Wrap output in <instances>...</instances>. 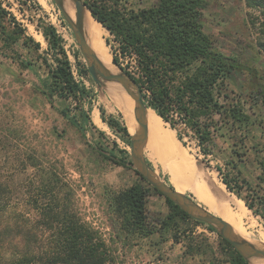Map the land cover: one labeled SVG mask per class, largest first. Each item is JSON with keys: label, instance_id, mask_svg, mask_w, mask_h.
<instances>
[{"label": "trees", "instance_id": "16d2710c", "mask_svg": "<svg viewBox=\"0 0 264 264\" xmlns=\"http://www.w3.org/2000/svg\"><path fill=\"white\" fill-rule=\"evenodd\" d=\"M82 1L110 36L107 39L106 34L104 43L111 60L137 82L148 109L169 125L184 147L194 146L209 166L213 161L222 162L215 167L222 182L254 210L249 198L241 194L244 186L236 184L245 180L240 165L248 162L249 141L257 138L258 127L264 129L263 120L256 116L257 109H264V88L238 94L229 87L233 75L243 72V65L238 58L217 50L206 32L208 0H156L144 8L136 0ZM246 5L259 12L251 23L261 28L258 46L264 52V0H246ZM41 34L49 45L47 56L39 54L41 44L0 4V55L22 70L44 67L46 77L36 92L85 137L91 120L84 105L91 92L75 79L57 28L45 26ZM132 57L137 76L123 64ZM82 73L92 79L85 65ZM57 101L63 108H56ZM100 111L102 121L130 146L124 121L107 117L103 108ZM35 138L19 126L0 122V264H123L119 252H130L155 234L171 236L179 243L182 233L206 225L153 188L133 168L129 152L114 142L111 151L103 146L92 149L106 161L131 167L137 179L125 189H105L106 215L112 229L105 238L83 218L79 187L62 161ZM244 183L264 211V195L247 180ZM154 193L166 200L169 212L163 218L149 216L147 203ZM219 246L222 263L250 264L222 236ZM195 249L191 241L188 253L200 252Z\"/></svg>", "mask_w": 264, "mask_h": 264}, {"label": "rangeland", "instance_id": "374dc122", "mask_svg": "<svg viewBox=\"0 0 264 264\" xmlns=\"http://www.w3.org/2000/svg\"><path fill=\"white\" fill-rule=\"evenodd\" d=\"M155 2L156 0H136L137 5L143 8L150 7ZM208 3V8L204 13L205 30L212 37L215 48L228 56L238 58V61L243 65V72L233 75L229 87L238 94L264 88V52L258 46L259 35L262 34V31L259 26L254 27L251 23L254 16L259 15V12L248 9L246 0H208ZM0 4L17 17L18 21L26 28L28 36L33 37L36 42L41 44L39 54L43 56H47L49 45L41 34L42 28L48 25L57 28L63 38L73 68L77 72L76 79L91 92L90 101L85 102L84 105L91 123H88L87 135L83 137L75 127L52 109L43 95L36 92L35 89L42 85L46 77L44 67L38 65L31 70H22L17 64L1 55L0 122L6 126H19L26 134L36 137L37 143L45 145L52 154L62 161L69 177L79 187L78 205L83 218L100 230L105 238H109L112 229L106 215L104 191L107 188L121 190L130 187L136 181L137 175L131 167H121L104 160L92 147L103 146L107 151H111L114 142H116L119 148L126 150L130 155L131 145L129 146L102 121L100 109H105L107 117L121 118L126 127L129 117L127 114H123L121 108L112 101L103 88H99L92 79L82 73L84 65L87 67L86 58L83 57L72 29L54 0H0ZM106 34L108 39L109 34L103 30L102 40ZM106 52L109 53L108 50ZM110 52L112 54L111 48ZM37 56L38 54H35V57ZM123 64L126 68L134 66V62H131L129 58L123 60ZM113 67L115 68L114 65ZM132 67L131 70H133ZM105 88L112 92L108 86ZM112 94L115 93L112 92ZM55 106L59 109L63 108V103L57 101ZM74 106L75 104L72 105V109ZM256 116H259V120L264 122V109H257ZM163 126L165 130L170 131L168 124L163 123ZM128 131L132 134L129 128ZM100 132H104L105 135H100ZM135 133L136 130L132 135ZM256 134L257 138L248 143L251 149L248 162L241 164L240 169L243 172V178L249 182V186L264 195V165L262 166L264 164V129L258 127ZM173 138L177 139V135ZM174 139L173 143L177 144ZM177 145L179 146H177L175 158L171 159L170 155L163 156V162L153 157L150 149L146 146V157L152 164L151 167L167 183L177 187L180 186L186 175L192 176L197 171L200 173L198 177L203 180V183L210 181L214 186L224 187L225 191L240 201L244 208L245 218L241 228L238 229L243 230L242 232L251 236L254 241H259L260 237L264 236V211L253 200V193L247 188L245 180H240L236 186H244L241 188V194L243 197L249 198L248 202L253 205L254 210H250L246 203L231 193L222 182L219 172L215 169L217 164L222 162L213 161L211 166L204 162L198 166L197 158L203 160V157L197 154V149L194 146L184 148L179 140ZM186 194L197 201L193 192L187 191ZM152 195L157 196L158 200L149 197L147 203L149 216L152 219L163 218L164 216L160 213L153 212L161 211L163 206L168 208L166 200L156 193ZM200 204L206 209L209 208L206 204ZM203 228L204 225L191 227L186 234L182 233L181 236H191L194 231L203 230ZM208 228L210 229L209 226ZM210 230L218 234L217 240L220 245L219 233L215 229ZM118 254L123 264H169L165 262L168 259V256H165L166 253L152 255L148 251L146 241H142L130 252H119ZM213 259L215 262L219 261L218 257H213Z\"/></svg>", "mask_w": 264, "mask_h": 264}, {"label": "water", "instance_id": "95a60500", "mask_svg": "<svg viewBox=\"0 0 264 264\" xmlns=\"http://www.w3.org/2000/svg\"><path fill=\"white\" fill-rule=\"evenodd\" d=\"M55 4L61 11L66 22L72 29L74 36L79 45L83 57L86 58V65L93 81L99 88H103L106 83H118L126 90L128 95L135 102V118L138 124V129L134 135L131 136V163L133 168L143 176V178L159 193L177 206L183 209L193 220L212 226L220 236L227 240L234 249L239 252L251 264V259L259 258L264 260V246L263 248L256 247L251 242L239 237L234 231L233 227L220 218L208 211L203 206L199 205L191 196L177 191L173 185H170L163 179L148 163L146 157V145L148 141L147 128V114L148 107L145 104L143 93L140 86L135 80L128 76L122 68H120L113 58V64L118 68V74H108L101 62L98 67L95 64L97 57L93 51L86 49V42L80 29V21L85 9H88L82 0H71L76 9L77 22H74L69 16L68 12L63 6V0H54ZM89 10V9H88ZM90 11V10H89ZM91 13V12H90ZM94 18V17H93ZM95 19V18H94ZM96 20V19H95ZM97 21V20H96ZM100 23L99 21H97ZM101 24V23H100ZM88 50V51H87ZM87 54V56H86ZM84 58V59H85ZM185 148V147H184ZM204 163L203 160L197 158V165Z\"/></svg>", "mask_w": 264, "mask_h": 264}, {"label": "bare ground", "instance_id": "6f19581e", "mask_svg": "<svg viewBox=\"0 0 264 264\" xmlns=\"http://www.w3.org/2000/svg\"><path fill=\"white\" fill-rule=\"evenodd\" d=\"M62 3L65 10L72 18V20L74 22H77L76 9L73 3L71 2V0H63ZM80 29L82 31L83 37L86 42V49L88 48V50L90 49L91 51H93L97 57V61H95V64L98 67H100L98 63L101 62L103 68L108 74H118L119 70L113 64L110 54L106 52V50L108 49L106 45L104 46V41H103L104 39L102 40V31L105 29L102 27L100 23L95 21V19L92 17L88 9L84 10V13L80 21ZM113 65L117 69L116 71ZM105 86H108L110 90L115 94L113 95L112 92L108 91V89L105 88ZM105 86H103V89L111 97L112 101L119 108H121L124 115L125 114L128 115L129 118L126 124L129 130L131 131V133L133 134L134 130L137 131L138 129V124L135 118L134 100L128 95V93L122 87V85L118 83H106ZM147 128H148V141L146 146L150 149V152L153 155V157L157 158V160H160L162 162H163L162 159L163 156L168 157V155H170V158L174 159L176 150L178 149L177 146H179L177 145L178 140L173 138L175 136V133H173V131L171 130H170L171 132L165 130L162 120L153 111L149 109L147 114ZM173 139L177 142V144L173 143L174 142ZM194 182L196 183V181ZM181 188L180 191H183ZM194 190L198 193L196 189ZM216 191L217 192L214 194L213 198H211L212 210L215 213L219 214L223 218V220H226V222L232 225V227L235 226L233 227V229L239 237L251 242L256 247L262 248L264 246V242H262L261 240L264 241V236L260 237L259 241H254L251 236L243 233L242 232L243 230L240 231L238 229L241 228L240 226L243 224L245 218L244 210H243L244 208L240 204V201L236 200L234 196L228 194L223 187H219V189ZM251 264H264V260L259 258H253L251 259Z\"/></svg>", "mask_w": 264, "mask_h": 264}, {"label": "crops", "instance_id": "0c3cea01", "mask_svg": "<svg viewBox=\"0 0 264 264\" xmlns=\"http://www.w3.org/2000/svg\"><path fill=\"white\" fill-rule=\"evenodd\" d=\"M198 175H200L198 171L192 176L186 175L185 176L186 179L185 178L183 179V181L180 183V186L177 187L174 184L172 185L177 191L183 194H186L187 191L193 192L199 203L195 199L194 200L199 205H201L200 203L206 204L209 207L208 208L209 210L207 209L208 211L222 218L219 214L215 213L211 208V200H212L211 198H213L214 194L217 192L216 190H218L219 187L221 186H216V185L214 186L210 181H206L207 183H203L202 182L203 180H201L198 177ZM194 181H196V183ZM180 188L183 191H180ZM194 189H196L200 194H198ZM150 199L158 200L157 196H153V195H151ZM161 208H162L161 211L156 210L153 213H160L164 217L167 216L169 212L168 208L165 206ZM191 240L196 247L195 250L199 249L200 252H197L195 254L188 253V245ZM145 241L148 246V251L152 255L156 253H158V255H161L162 253H166L165 256H168V259L165 262H168L169 264H227V263H222L221 261L215 262L212 255L214 252H216L215 256L218 257L219 260L222 258V256L218 252L220 246L217 237L209 236L202 230L194 231L191 236L182 237L179 243L174 242L171 236L162 237L160 234H155L154 236H152L151 239Z\"/></svg>", "mask_w": 264, "mask_h": 264}, {"label": "built area", "instance_id": "2783aa9c", "mask_svg": "<svg viewBox=\"0 0 264 264\" xmlns=\"http://www.w3.org/2000/svg\"><path fill=\"white\" fill-rule=\"evenodd\" d=\"M134 62V66L132 67V69L133 70H131V67L130 68H126V70L128 71V72H130V73H132L134 76H137L139 73V71H138V68H137V63H136V60H135V57H132L131 58V62ZM72 71H73V75H74V77H75V79H76V70H74V68H72ZM77 80V79H76ZM78 81V80H77ZM79 82V81H78ZM198 229H200V227H198ZM203 232H205L207 235H209V236H216V237H218V234L215 232V231H211L209 228H208V226L207 225H204V228H203V230H202Z\"/></svg>", "mask_w": 264, "mask_h": 264}]
</instances>
